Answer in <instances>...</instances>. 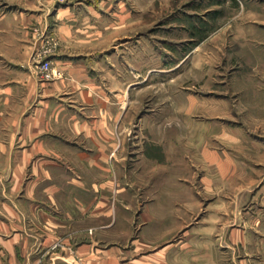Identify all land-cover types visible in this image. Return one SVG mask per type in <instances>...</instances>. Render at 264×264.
<instances>
[{
    "label": "rangeland",
    "instance_id": "obj_1",
    "mask_svg": "<svg viewBox=\"0 0 264 264\" xmlns=\"http://www.w3.org/2000/svg\"><path fill=\"white\" fill-rule=\"evenodd\" d=\"M68 10L78 37L84 23L95 32L85 48L102 115L116 117L118 216L133 229L134 256L174 244L188 264L205 242L211 264L254 256L264 227V0H0V54L13 53L19 17L37 14L38 37ZM75 41L42 45L38 81L58 76L44 56L84 48Z\"/></svg>",
    "mask_w": 264,
    "mask_h": 264
},
{
    "label": "crops",
    "instance_id": "obj_2",
    "mask_svg": "<svg viewBox=\"0 0 264 264\" xmlns=\"http://www.w3.org/2000/svg\"><path fill=\"white\" fill-rule=\"evenodd\" d=\"M36 15L18 18L13 53L0 54L11 66L0 79V264H181L174 244L135 257L133 229L118 216L116 117L101 112L95 53L85 48L96 37L92 26L84 23L89 31L78 37L68 10L61 14L67 23L47 31L44 24L37 37ZM51 37L84 48L44 56L58 76L41 83L36 55ZM257 233L254 256L238 264H264V227ZM247 239L238 240L243 249ZM204 245L188 264H211Z\"/></svg>",
    "mask_w": 264,
    "mask_h": 264
},
{
    "label": "built area",
    "instance_id": "obj_3",
    "mask_svg": "<svg viewBox=\"0 0 264 264\" xmlns=\"http://www.w3.org/2000/svg\"><path fill=\"white\" fill-rule=\"evenodd\" d=\"M41 72L44 74L45 79H49L52 77L51 75V70H50V65L48 63H44L41 65Z\"/></svg>",
    "mask_w": 264,
    "mask_h": 264
}]
</instances>
